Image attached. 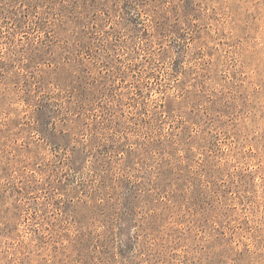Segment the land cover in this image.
I'll list each match as a JSON object with an SVG mask.
<instances>
[{"label": "rangeland", "instance_id": "374dc122", "mask_svg": "<svg viewBox=\"0 0 264 264\" xmlns=\"http://www.w3.org/2000/svg\"><path fill=\"white\" fill-rule=\"evenodd\" d=\"M0 264H264V0H0Z\"/></svg>", "mask_w": 264, "mask_h": 264}]
</instances>
